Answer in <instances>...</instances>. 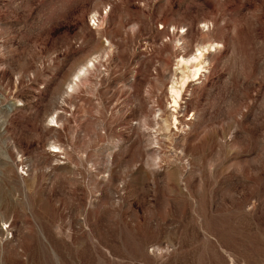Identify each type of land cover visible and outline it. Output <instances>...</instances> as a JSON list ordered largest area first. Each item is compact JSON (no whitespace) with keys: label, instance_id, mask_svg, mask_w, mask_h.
<instances>
[{"label":"rangeland","instance_id":"rangeland-1","mask_svg":"<svg viewBox=\"0 0 264 264\" xmlns=\"http://www.w3.org/2000/svg\"><path fill=\"white\" fill-rule=\"evenodd\" d=\"M0 264H264V0H0Z\"/></svg>","mask_w":264,"mask_h":264},{"label":"bare ground","instance_id":"bare-ground-1","mask_svg":"<svg viewBox=\"0 0 264 264\" xmlns=\"http://www.w3.org/2000/svg\"><path fill=\"white\" fill-rule=\"evenodd\" d=\"M184 56L183 58H180L181 60L178 61L177 67L173 71L172 78H171V85L168 90V94L170 95L171 100L174 103V105L171 107L175 108L173 111H170V109L167 110L169 117L174 116L175 114L174 112H177L176 109L177 107H179L178 104H179V99H181L180 97L182 95V92L184 91L185 87L189 85L190 82H193V80L190 81V78L199 76L204 68L203 67L204 62H205L204 60L206 59V54L204 52H200L199 55L197 56L195 55L194 57H191V58L189 57L188 59H185ZM79 79L80 77L78 76L77 80ZM71 89H73V86Z\"/></svg>","mask_w":264,"mask_h":264}]
</instances>
